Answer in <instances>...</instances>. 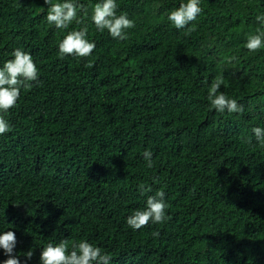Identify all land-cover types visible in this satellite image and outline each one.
<instances>
[{
  "label": "trees",
  "instance_id": "obj_1",
  "mask_svg": "<svg viewBox=\"0 0 264 264\" xmlns=\"http://www.w3.org/2000/svg\"><path fill=\"white\" fill-rule=\"evenodd\" d=\"M73 2L87 16L57 29L44 0H0V67L20 48L38 69L0 113L10 126L0 135V234L15 232L20 264H40L64 239L69 253L81 240L100 247L110 264H264V147L252 132L264 128V47H245L264 31V0H200L191 33L168 20L187 0H116L135 25L127 40L96 28L102 0ZM84 27L92 54L60 58L59 43ZM218 75L242 113L210 107ZM159 190L170 219L131 229L127 217ZM8 258L0 249V264Z\"/></svg>",
  "mask_w": 264,
  "mask_h": 264
},
{
  "label": "clouds",
  "instance_id": "obj_2",
  "mask_svg": "<svg viewBox=\"0 0 264 264\" xmlns=\"http://www.w3.org/2000/svg\"><path fill=\"white\" fill-rule=\"evenodd\" d=\"M47 8L46 20L49 24H54L57 29L67 28L74 20H77L78 10L82 11L85 16L88 14V8L83 4L74 3L73 0H64V2H56L53 0H44ZM116 0H102L96 3L93 8L91 17L96 28L103 32L107 30L114 38L119 40H127L128 36L125 30L133 28L134 22L127 18L126 14L117 15ZM200 0H187L182 3L178 9L173 10L168 15V20L175 26L177 30L187 28V32L191 33L195 30V26L188 28L187 26L197 19L202 13ZM256 21L264 27V14L258 15ZM88 33L87 27L80 31L70 32L59 43V56L88 57L92 54L96 45L86 39ZM255 35H249L245 44L246 49L250 53H254L261 47H264V31L257 29ZM13 59L6 61L0 67V113H7L16 106L20 97L21 88H31L30 81L38 80V69L33 61L32 56L20 48L12 52ZM89 66V65H86ZM225 79L222 75L216 76L208 89L207 99L210 107L219 113H242L243 105L237 103L235 99H229L225 93L220 92V88L224 85ZM10 131V126L3 115H0V135ZM255 140L259 146L264 147V128L254 127L252 129ZM146 167L151 169L153 165L152 152L145 150L143 152ZM158 182V181H156ZM141 193L145 191L151 192V188L145 185L139 186ZM168 205L165 202V192L159 190L155 195L149 196L146 206L137 209L134 213L127 217V225L133 230H140L146 227L150 222L153 224H163L170 217L166 214ZM151 235L159 237V231H153ZM68 239L61 240L59 244L53 245L48 243L43 248L40 256V264H110L111 255L104 253L100 247L93 246L86 240L73 242L71 251L68 250ZM17 245L15 232L5 231L0 234V249L9 258L3 264H20L19 257L15 256L14 249ZM28 260L32 259L33 252L29 250L23 254Z\"/></svg>",
  "mask_w": 264,
  "mask_h": 264
}]
</instances>
